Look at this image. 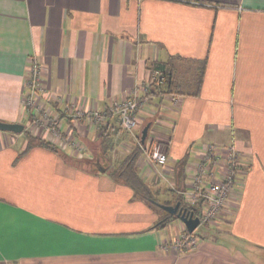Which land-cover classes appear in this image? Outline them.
<instances>
[{"label":"crops","instance_id":"obj_1","mask_svg":"<svg viewBox=\"0 0 264 264\" xmlns=\"http://www.w3.org/2000/svg\"><path fill=\"white\" fill-rule=\"evenodd\" d=\"M32 61L59 135L26 108ZM134 91L129 133L111 107ZM0 122L25 126L0 130V264H264V0H0ZM231 144L238 199L191 233L164 206ZM184 233L195 245L176 250Z\"/></svg>","mask_w":264,"mask_h":264},{"label":"built area","instance_id":"obj_2","mask_svg":"<svg viewBox=\"0 0 264 264\" xmlns=\"http://www.w3.org/2000/svg\"><path fill=\"white\" fill-rule=\"evenodd\" d=\"M154 83L162 86L166 77L160 72L154 73ZM28 94L26 95V108L30 110L35 118L36 124H46L51 128L53 134L59 135L58 122L52 119L42 107L44 86L42 80V67L38 61H32L27 81ZM146 100L134 91L132 95L122 102H116L111 107L115 115L120 119L123 130L133 133L138 127V112L145 105ZM75 106H68L70 111ZM41 116L42 118L40 119ZM94 123H101L103 115L100 112H93L87 115ZM70 147L79 149L76 142L70 141ZM202 161L198 164L193 175V188L184 193L188 212L198 217L204 225L214 224L222 212L229 206L231 201H237L240 184V175L243 169L242 158L234 144L219 148L216 145H209L205 148ZM149 159L161 166L168 162L162 144H156L149 154ZM224 161L223 166L221 162ZM224 169V178L216 181L217 173ZM196 238L189 233H184L174 244L173 248L180 251L191 249Z\"/></svg>","mask_w":264,"mask_h":264},{"label":"water","instance_id":"obj_3","mask_svg":"<svg viewBox=\"0 0 264 264\" xmlns=\"http://www.w3.org/2000/svg\"><path fill=\"white\" fill-rule=\"evenodd\" d=\"M0 130L5 132H11L15 134H21L25 130V126L22 124H9L0 122ZM149 126H147L142 132V141L148 137ZM164 208L171 213V215L179 218L188 228V230L193 233V231L200 225V219L194 217V214L187 213V208L183 207L181 203H177L176 206H164Z\"/></svg>","mask_w":264,"mask_h":264},{"label":"trees","instance_id":"obj_4","mask_svg":"<svg viewBox=\"0 0 264 264\" xmlns=\"http://www.w3.org/2000/svg\"><path fill=\"white\" fill-rule=\"evenodd\" d=\"M168 65H169V63L168 64H160V65H157V67H156L157 70L161 71L165 75L166 80H169L170 76H171V71H170ZM39 142H40V144H42L48 148L55 149L52 144H50L46 141L40 140Z\"/></svg>","mask_w":264,"mask_h":264},{"label":"rangeland","instance_id":"obj_5","mask_svg":"<svg viewBox=\"0 0 264 264\" xmlns=\"http://www.w3.org/2000/svg\"><path fill=\"white\" fill-rule=\"evenodd\" d=\"M196 233L198 235H203L205 233H212V231H210V229L206 228L205 226H200L197 230H196Z\"/></svg>","mask_w":264,"mask_h":264}]
</instances>
